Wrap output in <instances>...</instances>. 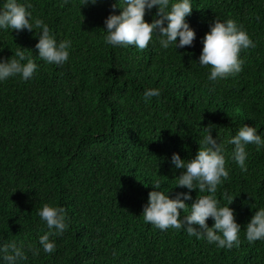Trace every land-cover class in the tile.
<instances>
[{"label": "trees", "instance_id": "16d2710c", "mask_svg": "<svg viewBox=\"0 0 264 264\" xmlns=\"http://www.w3.org/2000/svg\"><path fill=\"white\" fill-rule=\"evenodd\" d=\"M18 2L30 3L33 17L72 47L69 61L56 66L38 57L35 30H0V57H11L19 45L38 64L30 81L0 82V241L25 245L22 264H264V241L246 239L247 223L264 207V149L246 146L244 171L227 144L244 124L264 136V0H192L186 20L196 39L167 50L156 36L143 50L107 45L104 21L122 11L112 7L117 0ZM156 13L155 7L147 11L145 20L151 23ZM216 19L235 20L256 47L241 51L240 73L210 82V66L198 62ZM148 88L161 89V96L145 102ZM209 126L226 146L229 169L216 198L224 206L225 191L235 197L229 207L242 227L240 245L232 249L184 229L161 231L142 215L153 181L170 198L188 191L176 186L183 170L171 157L195 158ZM207 194L193 190L181 216ZM44 204L64 207L69 225L50 237L53 253L39 245L49 231L38 216ZM207 223L212 227L214 220Z\"/></svg>", "mask_w": 264, "mask_h": 264}, {"label": "clouds", "instance_id": "9594fccd", "mask_svg": "<svg viewBox=\"0 0 264 264\" xmlns=\"http://www.w3.org/2000/svg\"><path fill=\"white\" fill-rule=\"evenodd\" d=\"M96 4L97 0H84L83 4ZM30 3H19L18 0H6L0 7V30H27L38 36L35 48L38 57L48 64L61 66L69 61L72 41L64 39L57 41L55 34L48 24L41 18L33 17ZM113 9L120 8V14L114 12L104 21V41L113 47L135 46L143 50L149 46L156 36L160 46L167 50L170 46L184 48L192 46L196 39V31L187 22L191 15L192 0H118L112 5ZM157 8L156 16L151 23L145 20L147 11ZM166 25V26H165ZM39 30V31H37ZM179 37V40L177 39ZM203 48L199 56V66H210L208 80L218 82L230 75H236L243 70L244 60L240 53L243 49L256 47L247 31L235 20H217L210 25V31L203 38ZM26 50L18 45L9 58L0 57V82L11 77H19L27 82L33 79L38 64ZM3 51V49H0ZM12 51V50H11ZM31 51V50H30ZM214 90V87L213 89ZM162 90L148 88L144 91L145 102L152 97L159 98ZM206 134L199 141V150L195 158L182 159L179 153H173L171 163L175 169L183 170L177 177L176 186L186 188L187 192H179L170 198V191H161L159 180L153 181L152 191L149 192L148 202L143 207V219L161 231L173 228L184 229L189 236L205 239L210 244L220 248L232 249L240 245L241 225L236 221L235 210L229 205L235 197L227 191L223 198L227 205L221 206L216 198L218 187L229 179V169L226 167V146L221 142L219 134L214 138L213 126L203 127ZM219 141V142H218ZM232 145L231 158L246 171L248 152L246 146L255 144L257 149H264V136L258 129L244 124L238 132L227 140ZM199 190V195L190 206V213L181 216V211H188L186 203L192 200V191ZM251 207L254 209L255 205ZM40 219L46 223L48 232L39 237V245L46 253H53L56 249L55 240L50 237L62 235L69 227L66 222V209L44 204L38 211ZM214 220L212 227L207 221ZM246 239L250 244L264 241V207L255 210L246 226ZM27 251L38 255L40 249L28 245ZM27 252L23 243L15 240L0 241V264H22L27 260Z\"/></svg>", "mask_w": 264, "mask_h": 264}]
</instances>
